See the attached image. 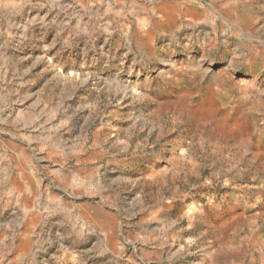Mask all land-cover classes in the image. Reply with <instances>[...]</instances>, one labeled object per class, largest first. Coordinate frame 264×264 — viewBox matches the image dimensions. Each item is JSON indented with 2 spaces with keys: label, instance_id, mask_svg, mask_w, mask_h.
I'll return each mask as SVG.
<instances>
[{
  "label": "clouds",
  "instance_id": "clouds-1",
  "mask_svg": "<svg viewBox=\"0 0 264 264\" xmlns=\"http://www.w3.org/2000/svg\"><path fill=\"white\" fill-rule=\"evenodd\" d=\"M0 264H264V0H0Z\"/></svg>",
  "mask_w": 264,
  "mask_h": 264
},
{
  "label": "rangeland",
  "instance_id": "rangeland-1",
  "mask_svg": "<svg viewBox=\"0 0 264 264\" xmlns=\"http://www.w3.org/2000/svg\"><path fill=\"white\" fill-rule=\"evenodd\" d=\"M189 211H192L191 209Z\"/></svg>",
  "mask_w": 264,
  "mask_h": 264
}]
</instances>
